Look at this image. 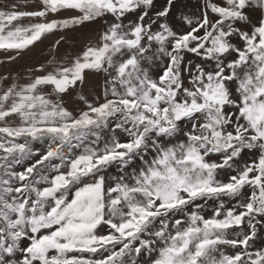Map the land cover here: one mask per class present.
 I'll list each match as a JSON object with an SVG mask.
<instances>
[{"label": "snow or ice", "instance_id": "1", "mask_svg": "<svg viewBox=\"0 0 264 264\" xmlns=\"http://www.w3.org/2000/svg\"><path fill=\"white\" fill-rule=\"evenodd\" d=\"M100 20L0 88V264H264V0L13 3L0 51Z\"/></svg>", "mask_w": 264, "mask_h": 264}, {"label": "crops", "instance_id": "2", "mask_svg": "<svg viewBox=\"0 0 264 264\" xmlns=\"http://www.w3.org/2000/svg\"><path fill=\"white\" fill-rule=\"evenodd\" d=\"M13 2H15V4H19L21 6V10H23L25 7L31 6L29 1L25 3V0H0V7L11 5ZM104 28L105 24L101 20L98 22L89 23L66 33L52 34L46 39H43L42 42H38L37 45H34L32 50H39V59L41 65H47L48 61L55 58L56 55L59 56L58 60H60L62 58H67L80 53L90 43H95L98 41L99 35L104 30ZM57 40H61V43L59 47L54 48L53 45ZM53 53L55 55H52ZM24 56V54H21L15 58L14 67L16 72H22ZM95 81L91 82L92 86L89 89H86V91H94V93H99L100 89L98 85L102 83V80L99 79V81ZM262 244H264V237L261 234V239L256 240L254 247H260Z\"/></svg>", "mask_w": 264, "mask_h": 264}, {"label": "rangeland", "instance_id": "3", "mask_svg": "<svg viewBox=\"0 0 264 264\" xmlns=\"http://www.w3.org/2000/svg\"><path fill=\"white\" fill-rule=\"evenodd\" d=\"M27 1H29V4L31 5H33L35 2V0H27ZM185 2L194 4L195 0H185ZM23 54L25 55L23 70L22 72H19V71L16 72L15 67H14L15 59H11V60L9 59V57L14 56L15 53H5L3 51H0V78L7 77V79H0V88H4L8 86L14 81H18L19 83L24 84V83L29 82V80L31 79L33 75H40L39 72L34 71V69L38 68L41 65V62L39 59V50L38 51L37 49L32 50L31 48L30 50L26 51ZM52 55H55V54L53 53ZM58 58L59 56L56 55L55 59L58 60ZM99 79L100 78H97L96 81H99ZM63 102H64V105L68 107L69 110H72L74 113L78 112L83 107V104L81 103L79 99V95L76 92H73L71 95H65ZM13 123H16V121H13ZM35 147L43 151L45 145L36 144ZM109 172L111 174H116L115 168L110 169ZM209 203L211 205L213 202H209ZM210 213H211V207H209L206 211V214H210ZM261 234L264 237V233H261ZM230 251H235V250H230ZM139 259H140V264H143V258L141 257Z\"/></svg>", "mask_w": 264, "mask_h": 264}]
</instances>
